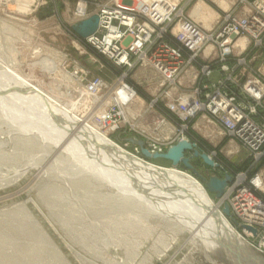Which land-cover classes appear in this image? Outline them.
<instances>
[{
	"label": "rangeland",
	"instance_id": "rangeland-1",
	"mask_svg": "<svg viewBox=\"0 0 264 264\" xmlns=\"http://www.w3.org/2000/svg\"><path fill=\"white\" fill-rule=\"evenodd\" d=\"M169 1L175 8L170 26L190 21L215 37L217 25L224 22L228 13L238 19L245 18L259 11L258 5L264 2L224 0L227 3L224 8L217 0ZM199 3L216 13L209 26L192 15ZM19 4L16 0H4L0 4V74L5 73L4 69H16L23 78L60 100L63 108L77 103L81 115L88 116V121L95 126L103 125L102 117L106 115V125L100 126L102 132L149 163L173 168L170 161L146 159L129 139L143 141L154 154H165L186 139L219 165L218 168L209 167L201 158H193V152H187L193 167L207 181L212 177L223 180L229 175L232 178L229 188L243 176L251 178L264 169V157L256 160L209 110L201 108L194 118L184 121L169 106L171 102L191 98L206 108L208 96L220 90L222 94L236 97V104L253 105L257 113L247 115L261 124L264 97L260 101L252 99L245 87L254 79L260 81L264 89V43L257 46L255 41L241 35L232 39L233 49L229 54H224V48L216 39L193 60V54L184 52L185 63L175 85L171 86L166 76L148 62L141 61L139 54L127 50L130 44H125L128 40L132 42L130 37L120 42L121 49L130 53L128 62L120 65L118 59L104 55L88 44L89 37L82 38L73 29L76 24L98 16L103 6L143 10L135 0H37L26 14L18 12ZM114 27L118 25L115 23ZM99 34L101 38L106 36V32ZM243 39L248 46L244 50L235 49ZM173 45L178 48L179 42ZM201 59L207 62L201 64ZM235 66L245 75L232 78ZM205 67L210 68L211 75L203 74ZM195 69L199 72L197 80L193 75ZM217 70L221 75L215 78ZM188 76H191L189 82L185 79ZM97 81L103 86L88 96L86 91ZM17 132L0 115V264H233L234 258L226 248L233 246L232 242L229 245L219 242L213 247L218 252L213 254L203 243L191 241L190 233L147 217L138 202L122 207L125 201L119 197L121 185L114 177L108 178L111 183L108 187L88 189L72 176L56 175V172L46 174L51 163L36 165L44 152L34 146L19 145L13 139L17 138ZM155 147L161 149L155 151ZM97 169L102 170V166ZM177 169L193 176L207 190L206 183L192 171L182 164ZM207 192L223 213L228 204L223 200L225 194L217 199ZM226 218L248 243L257 260H264V253L257 250L258 242L244 235L246 227L237 219H234L235 224L232 215ZM238 253L244 259L249 257L242 250ZM258 261L253 264H262Z\"/></svg>",
	"mask_w": 264,
	"mask_h": 264
},
{
	"label": "bare ground",
	"instance_id": "bare-ground-1",
	"mask_svg": "<svg viewBox=\"0 0 264 264\" xmlns=\"http://www.w3.org/2000/svg\"><path fill=\"white\" fill-rule=\"evenodd\" d=\"M16 1L20 3L18 12L26 14L37 0ZM217 2L227 7L224 0ZM2 3L4 0H0ZM140 6L144 7L142 4ZM192 15L207 26L216 17V13L203 3L195 7ZM246 45L247 41L243 39L235 49L244 50ZM4 71V74H0L1 118L10 127L17 129V138L13 139L19 145L34 146L44 152L36 165L51 163L46 174L56 172V175L72 176L88 189L94 186L108 187L111 184L108 178L114 177L115 182L121 185L119 197L125 201L122 207L138 202L147 217L190 233L191 241L203 243L213 254L218 252L213 247L219 242L228 245L232 242L238 251L242 250L250 257L255 255L237 229L218 209L205 187L193 176L174 166L166 168L149 163L113 142L100 128L107 123L106 115L102 117L103 125L95 126L88 121V116L81 115L77 103L72 102L63 108L60 100L45 93L40 85L23 78L16 69ZM86 93L90 96L96 92L89 90ZM184 140L188 141H181ZM100 165L102 170H96Z\"/></svg>",
	"mask_w": 264,
	"mask_h": 264
},
{
	"label": "built area",
	"instance_id": "built-area-1",
	"mask_svg": "<svg viewBox=\"0 0 264 264\" xmlns=\"http://www.w3.org/2000/svg\"><path fill=\"white\" fill-rule=\"evenodd\" d=\"M135 2L142 4L143 10L101 7L98 15V32L89 37L87 42L104 55L118 59L120 65H124L128 62L130 53L121 49L120 42L130 37L132 42L128 40L125 44H130L127 50L134 55L139 54L141 61L148 62L162 76H166L171 86L175 85L180 68L185 63L182 57L184 52L193 54V60L209 42L216 39L224 48V54H229L233 49L232 39L241 35L255 41L257 46H263L264 43V2L258 5L259 11L247 14L245 18L238 19L231 12L228 13L223 19L224 22L217 25L216 37L215 34L207 35L190 21L183 22L181 26L179 24L175 27L170 26L175 8L169 0H135ZM80 14L83 15L82 18L85 17L83 12ZM115 23L118 27H114ZM99 32H106V36L101 38ZM172 41H178L179 47H175ZM203 74L211 75L210 68L205 67ZM198 77L199 75H196L195 79L197 80ZM261 85L260 81L252 79L245 87V92L252 99L260 101L264 97V89ZM102 86L103 83L97 81L91 84L89 90L97 92ZM128 89L130 90L129 87ZM207 100L209 105H206V108L205 105L191 98L171 102L169 106L170 110L180 114L184 121L194 118L201 108L209 110L231 137L248 148L255 155L256 160L262 159L264 119L260 124L249 114L247 115V113L256 114V108L249 104L242 106L236 104V97L222 94L220 90H217L212 97L208 96ZM159 149L161 148L155 147V151ZM223 200L230 205L232 219L239 220L242 226L246 227L244 235L249 239H255L258 242L257 250L264 253V169L254 177L243 176L237 180L232 188L228 187Z\"/></svg>",
	"mask_w": 264,
	"mask_h": 264
},
{
	"label": "water",
	"instance_id": "water-1",
	"mask_svg": "<svg viewBox=\"0 0 264 264\" xmlns=\"http://www.w3.org/2000/svg\"><path fill=\"white\" fill-rule=\"evenodd\" d=\"M99 28V17L94 16L89 20L80 22L74 26V31L79 34L82 38H88L91 35H94ZM130 142L137 145L142 152V155L146 159H164L170 161L174 167H178L182 164L187 170L193 172V174L199 178L200 180L206 183L207 190L214 194L217 199L222 198L225 194V191L232 181V178L227 175L225 179L221 180L219 177H212L209 181H207L191 164L192 158L186 156L187 152H193V158H201L206 165L212 168H218L219 165L216 164L207 154L201 153L195 144L190 143L189 141H180L177 145L172 146L167 153L165 154H152L149 149L145 147V143L141 140L129 139ZM223 214L226 217H231V210L228 204L225 205L223 209ZM233 222L236 224V221L233 219ZM228 246V245H227ZM229 254L233 256L232 259L233 264H253L257 263V256L253 255V257L243 258L241 254L238 253V249L233 246L226 247ZM263 263L264 260L260 259ZM259 262V261H258Z\"/></svg>",
	"mask_w": 264,
	"mask_h": 264
},
{
	"label": "crops",
	"instance_id": "crops-1",
	"mask_svg": "<svg viewBox=\"0 0 264 264\" xmlns=\"http://www.w3.org/2000/svg\"><path fill=\"white\" fill-rule=\"evenodd\" d=\"M247 46H248V45H247ZM202 61H203V62H207L206 60L204 61V60L201 59V64H202ZM233 62H234V61H233ZM195 70H196V69H195ZM195 70H193V72H195V73L193 74L194 76L198 75V73H199L198 70H196V71H195ZM219 74H220V73H219L218 70L215 71V73H214L215 76H214V77H215V78L219 77ZM220 75H221V74H220ZM231 75H232V76H231L232 78H239V77H241L242 75H245V73H243V71H241V70H238V66H235L234 69L232 70ZM238 76H239V77H238ZM188 77H189V78H188ZM188 77L185 78V79L187 80V82L190 81V77H191V76H188ZM229 77H230V76H229ZM246 78L248 79V77H245V79H246ZM187 82H185V83H187ZM193 82H194V81H193ZM198 84H199L198 88L200 89V88H201V81H200Z\"/></svg>",
	"mask_w": 264,
	"mask_h": 264
}]
</instances>
